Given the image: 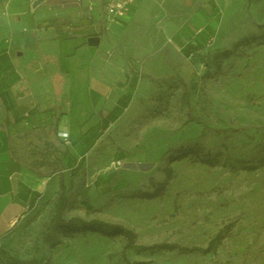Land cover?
Returning a JSON list of instances; mask_svg holds the SVG:
<instances>
[{"label":"rangeland","instance_id":"1","mask_svg":"<svg viewBox=\"0 0 264 264\" xmlns=\"http://www.w3.org/2000/svg\"><path fill=\"white\" fill-rule=\"evenodd\" d=\"M224 14L206 52L184 59L169 51L170 72L141 75L130 112L73 169L62 138L31 144L24 156L57 180L46 203L6 235L0 264H264V0H236ZM60 182L65 222L121 225L135 245L61 228ZM215 236L208 254L140 249L205 250Z\"/></svg>","mask_w":264,"mask_h":264},{"label":"crops","instance_id":"2","mask_svg":"<svg viewBox=\"0 0 264 264\" xmlns=\"http://www.w3.org/2000/svg\"><path fill=\"white\" fill-rule=\"evenodd\" d=\"M93 1L89 11L90 0H0V245L57 180L24 156L31 144L62 138L73 169L130 112L141 75L170 72L169 51L184 59L206 52L236 2L137 0L105 30V0Z\"/></svg>","mask_w":264,"mask_h":264},{"label":"trees","instance_id":"3","mask_svg":"<svg viewBox=\"0 0 264 264\" xmlns=\"http://www.w3.org/2000/svg\"><path fill=\"white\" fill-rule=\"evenodd\" d=\"M114 177H115V174L99 176L96 182L110 181ZM60 186L62 189V194L58 199L56 207H57V214H58L57 221H58V225L61 228L65 229L67 231H74L78 228H81L85 231L96 232V233H100V234L107 235V236H122L127 241L128 246L135 245V236H134L133 232L131 230L121 226V225L108 224V223L97 221V220L86 222V221H83L79 218H74L68 222H65L61 218V214L64 211L65 206H66V196H65V192H64L65 186L63 185L62 182H60ZM220 240H221L220 236H215L209 242V244L205 250L200 249V248L187 249V248L179 247L177 245H170V244L153 245L151 247H140V249H142V250L170 249V250L185 251V252H189V253L203 252V253L208 254V253H211L216 248V246L220 242ZM124 254H125V251H123V255ZM32 262H34L33 264H35L36 261H32ZM0 263H2V257H0ZM13 263L14 264H20L19 262H16V261H13Z\"/></svg>","mask_w":264,"mask_h":264},{"label":"built area","instance_id":"4","mask_svg":"<svg viewBox=\"0 0 264 264\" xmlns=\"http://www.w3.org/2000/svg\"><path fill=\"white\" fill-rule=\"evenodd\" d=\"M77 5H82L83 0H71ZM137 0H105L104 11L107 17L108 25L105 30H109L110 27L119 26L123 23L124 19L131 13ZM89 11L95 9V2L90 0L88 4ZM121 166V162L114 163V169H118Z\"/></svg>","mask_w":264,"mask_h":264},{"label":"water","instance_id":"5","mask_svg":"<svg viewBox=\"0 0 264 264\" xmlns=\"http://www.w3.org/2000/svg\"><path fill=\"white\" fill-rule=\"evenodd\" d=\"M88 44L91 47H98L100 44V39L98 37H91L88 39Z\"/></svg>","mask_w":264,"mask_h":264}]
</instances>
